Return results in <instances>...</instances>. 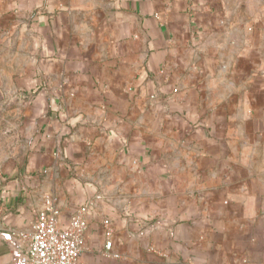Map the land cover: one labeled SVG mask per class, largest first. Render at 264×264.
<instances>
[{
  "label": "crops",
  "instance_id": "0c3cea01",
  "mask_svg": "<svg viewBox=\"0 0 264 264\" xmlns=\"http://www.w3.org/2000/svg\"><path fill=\"white\" fill-rule=\"evenodd\" d=\"M0 30V264L48 199L89 208L86 264H264V0H0Z\"/></svg>",
  "mask_w": 264,
  "mask_h": 264
},
{
  "label": "built area",
  "instance_id": "2783aa9c",
  "mask_svg": "<svg viewBox=\"0 0 264 264\" xmlns=\"http://www.w3.org/2000/svg\"><path fill=\"white\" fill-rule=\"evenodd\" d=\"M88 207L82 206L67 225L59 223L60 209L51 199L39 211L28 230L17 233L21 240L27 264H86L81 256L86 248ZM107 228L106 249L112 247L111 221L104 220Z\"/></svg>",
  "mask_w": 264,
  "mask_h": 264
},
{
  "label": "rangeland",
  "instance_id": "374dc122",
  "mask_svg": "<svg viewBox=\"0 0 264 264\" xmlns=\"http://www.w3.org/2000/svg\"><path fill=\"white\" fill-rule=\"evenodd\" d=\"M12 35L10 32L0 30V72L2 73V67L8 70L12 62V51L14 49L12 42ZM10 96V95H9Z\"/></svg>",
  "mask_w": 264,
  "mask_h": 264
},
{
  "label": "water",
  "instance_id": "95a60500",
  "mask_svg": "<svg viewBox=\"0 0 264 264\" xmlns=\"http://www.w3.org/2000/svg\"><path fill=\"white\" fill-rule=\"evenodd\" d=\"M4 236L6 237V239L12 241V243H14V246H15V250L17 252H20L22 255L25 256V253L23 252V248H22V245L19 241V239L17 237H14L11 233H4Z\"/></svg>",
  "mask_w": 264,
  "mask_h": 264
}]
</instances>
